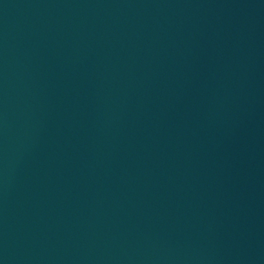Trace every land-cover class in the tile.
Segmentation results:
<instances>
[{
  "label": "water",
  "instance_id": "water-1",
  "mask_svg": "<svg viewBox=\"0 0 264 264\" xmlns=\"http://www.w3.org/2000/svg\"><path fill=\"white\" fill-rule=\"evenodd\" d=\"M0 264H264V0H0Z\"/></svg>",
  "mask_w": 264,
  "mask_h": 264
}]
</instances>
